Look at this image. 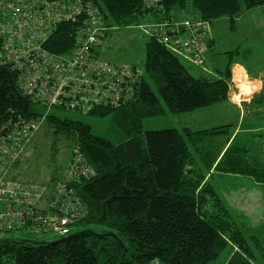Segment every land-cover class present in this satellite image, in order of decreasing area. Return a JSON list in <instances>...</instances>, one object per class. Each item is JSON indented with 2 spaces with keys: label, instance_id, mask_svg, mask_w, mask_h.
Wrapping results in <instances>:
<instances>
[{
  "label": "trees",
  "instance_id": "obj_1",
  "mask_svg": "<svg viewBox=\"0 0 264 264\" xmlns=\"http://www.w3.org/2000/svg\"><path fill=\"white\" fill-rule=\"evenodd\" d=\"M87 1L105 17L108 30L171 21L173 9L184 11L189 3L192 16L210 23L227 17L234 29L245 11L264 6V0H159L150 8L144 0ZM76 30L72 24H61L47 47L66 52L74 46ZM144 50V74L133 100L89 114L114 115L112 139L94 135L81 121L48 114L41 124L44 144L52 161L61 146L72 145L66 165L59 171L51 169L41 180H30L14 173L21 158L13 163L9 171L13 179L41 184L48 192L63 185L75 193L83 214L72 215L64 236L46 232L62 237L54 242L0 240V264H148L153 259L209 264L227 246L233 252L226 264H264V239L241 229L212 182L215 176H241L264 192V146L256 154L251 143V138L263 134L244 122L260 116L262 95L243 104L258 110L252 108L249 117L243 114L238 126L143 130L145 119L165 112H191L229 101L235 52L225 53L229 57L224 70L193 77L181 58L155 37L146 40ZM32 105L20 94L15 72L0 64V127L10 119L30 120L44 113L35 112ZM37 133L24 151L29 146L39 149L42 141L34 140ZM77 148L95 175L66 182L64 172ZM76 225L82 229L72 233Z\"/></svg>",
  "mask_w": 264,
  "mask_h": 264
},
{
  "label": "built area",
  "instance_id": "obj_2",
  "mask_svg": "<svg viewBox=\"0 0 264 264\" xmlns=\"http://www.w3.org/2000/svg\"><path fill=\"white\" fill-rule=\"evenodd\" d=\"M158 1L143 2L150 8ZM61 24L74 25L77 35L72 48L57 53L47 45ZM141 28L181 59L205 69L209 21L193 15ZM107 32V20L87 0H0V64L15 72L17 88L24 98L45 109L36 118L18 117L0 127V232L29 230L64 236L72 215L82 216L73 191L59 185L48 192L41 184L13 179L9 171L51 109L89 115L120 108L133 100L144 72L135 65L99 58L97 47ZM235 86L231 80L229 95ZM94 175L75 149L64 172L66 182ZM148 264L165 263L153 259Z\"/></svg>",
  "mask_w": 264,
  "mask_h": 264
},
{
  "label": "rangeland",
  "instance_id": "obj_3",
  "mask_svg": "<svg viewBox=\"0 0 264 264\" xmlns=\"http://www.w3.org/2000/svg\"><path fill=\"white\" fill-rule=\"evenodd\" d=\"M192 11V3H189L184 11L179 12L174 8L172 16L176 19H183L188 17ZM211 23L212 31L210 33L214 38V45L205 49V69L202 70L183 59H181V62L193 77L206 76L207 74L214 75L216 70H224L226 67L229 56L225 53L235 50L232 54L233 60L242 63L248 78L241 69L236 68L234 70L236 86L232 89L229 99L238 107L240 106L241 110L220 103L185 113L172 114L165 112L159 117L145 119L142 123V129L162 130L174 128L182 131L186 127L197 131L225 124L239 125L243 114L249 117L253 113L252 108L254 111L258 110L253 106L245 109L243 104L249 103L253 97L262 95L263 106L259 110L261 112L260 116L254 117L253 120L251 118H245L244 120V122L252 123L255 128H259L263 134L261 138H251L254 152L259 154L264 146V88L260 91L258 88L260 84L254 83L249 77L250 73L260 74L264 82V7L245 11L236 20L234 29H231L227 17L219 18ZM149 37L141 26L111 27L100 41L99 58L113 64H130L143 68L145 62L144 45ZM32 107L37 113L45 112V109L38 105H32ZM238 110L242 112V115L239 114ZM49 114L61 119L81 121L89 125L92 133L99 137L112 139L115 133L113 114L101 117L59 109H51ZM37 131L34 140L42 141L39 149L34 151L30 146L27 147L19 157L21 158L20 163L14 170V173L21 179L41 180L49 174L51 169H58V171L62 169L70 158L73 147L72 145H66L60 147L59 152L52 161L51 152L48 146L44 144V138L42 137L43 129ZM212 182L241 229L246 233L260 235L264 239L263 190L250 179L241 176H215ZM81 229L82 227L77 225L71 227L72 233ZM61 238L57 234L33 233L29 230H23L19 233H0V240H29L49 243ZM232 252V246H227L219 257L209 264H226Z\"/></svg>",
  "mask_w": 264,
  "mask_h": 264
},
{
  "label": "crops",
  "instance_id": "obj_4",
  "mask_svg": "<svg viewBox=\"0 0 264 264\" xmlns=\"http://www.w3.org/2000/svg\"><path fill=\"white\" fill-rule=\"evenodd\" d=\"M262 7H264V6H262ZM259 8V7H258ZM190 17H192V12L190 13V15L188 16V17H186V18H183V19H187V18H190ZM241 17V16H240ZM240 17H238L237 19H239ZM183 19H176V18H174V20H183ZM236 19V20H237ZM236 20H235V22H236ZM212 31V23H211V28H210V32ZM100 44V43H99ZM99 44H98V48H97V51H98V55H99ZM214 45V38L212 37V35H211V33H210V35L208 36V40L206 41V47H212ZM206 53V52H205ZM192 65V64H191ZM236 68H239V69H241L243 72H245L246 73V69H245V67L242 65V63H239V62H235V61H233V66H232V69H231V73H232V80L234 81V70L236 69ZM202 69V68H201ZM203 70V69H202ZM246 75H247V73H246ZM247 78H248V75H247ZM250 80H252L254 83H257V84H260V86L258 87L259 89H260V91H262L263 90V88H264V82H263V77H262V75H260V74H257V75H254V74H251L250 73ZM226 105H229V106H233V107H235V108H237V109H240L241 110V108H240V106L238 107L237 106V104L235 105V103H233V102H231L230 101V99H229V101H227V102H224ZM239 111V110H238ZM239 114L240 115H242V112H240L239 111ZM237 126H238V124H236ZM236 126V127H237ZM235 132H236V129H235Z\"/></svg>",
  "mask_w": 264,
  "mask_h": 264
},
{
  "label": "water",
  "instance_id": "obj_5",
  "mask_svg": "<svg viewBox=\"0 0 264 264\" xmlns=\"http://www.w3.org/2000/svg\"><path fill=\"white\" fill-rule=\"evenodd\" d=\"M107 235L111 236V237H114V234H112V233H107ZM125 252H126V250L123 248V256H124Z\"/></svg>",
  "mask_w": 264,
  "mask_h": 264
},
{
  "label": "bare ground",
  "instance_id": "obj_6",
  "mask_svg": "<svg viewBox=\"0 0 264 264\" xmlns=\"http://www.w3.org/2000/svg\"><path fill=\"white\" fill-rule=\"evenodd\" d=\"M247 88V87H246Z\"/></svg>",
  "mask_w": 264,
  "mask_h": 264
}]
</instances>
